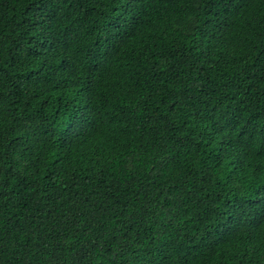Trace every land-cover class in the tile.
I'll return each mask as SVG.
<instances>
[{
  "label": "trees",
  "instance_id": "obj_1",
  "mask_svg": "<svg viewBox=\"0 0 264 264\" xmlns=\"http://www.w3.org/2000/svg\"><path fill=\"white\" fill-rule=\"evenodd\" d=\"M0 264H264V0H0Z\"/></svg>",
  "mask_w": 264,
  "mask_h": 264
}]
</instances>
